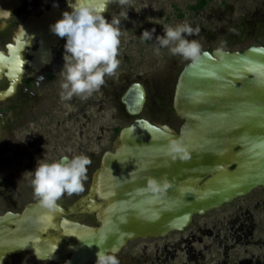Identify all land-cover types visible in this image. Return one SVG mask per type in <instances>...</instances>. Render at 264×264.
I'll list each match as a JSON object with an SVG mask.
<instances>
[{"label":"water","instance_id":"obj_1","mask_svg":"<svg viewBox=\"0 0 264 264\" xmlns=\"http://www.w3.org/2000/svg\"><path fill=\"white\" fill-rule=\"evenodd\" d=\"M87 2L99 8L103 0ZM52 11L47 26L71 9L55 5ZM50 34L37 71L52 61V47L63 39ZM10 48L14 49L10 56L0 52L4 56L0 71L7 70L12 81L0 92L2 100L16 92L26 63L24 44ZM147 99L140 81L122 94L134 119L103 153L88 192L70 207L74 211L80 204L83 211H97L100 224L63 218L68 226L63 234L76 240L63 247L65 254H72L61 264L94 262L98 250L117 253L129 241L183 231L196 216L264 187V45L253 44L243 51L202 50L197 60L189 61L178 76L173 97L183 121L179 130L142 117ZM173 145L180 151H172ZM61 212L69 211L61 206ZM49 213L37 201L22 212L0 214V264L29 249L40 259L49 257L43 237ZM50 258L61 259L54 254Z\"/></svg>","mask_w":264,"mask_h":264},{"label":"rangeland","instance_id":"obj_2","mask_svg":"<svg viewBox=\"0 0 264 264\" xmlns=\"http://www.w3.org/2000/svg\"><path fill=\"white\" fill-rule=\"evenodd\" d=\"M196 2L197 0H131L128 6L111 3L109 10L103 15L109 21L114 17L119 19L122 32L117 57L120 65L113 76H105V83L86 99L73 96L71 100H62V77L59 75L50 84V89L41 94L43 97L39 103L31 108L16 110L3 104L0 118V214L13 206H17V210L24 206L25 203L19 201L13 205L10 195L13 198L18 192L23 196L33 195L29 181L34 170L30 166L26 167L16 152L17 141L22 139L23 132L30 127H34L37 137L44 138L51 146L58 145L59 138H64L65 148L71 152V157L85 155L91 160V164L87 166V178L83 181V191L72 196L65 194L62 198L66 202L86 193L93 170L100 167L103 152L112 148L121 128L134 119L120 103V97L132 81H142L148 89V99L141 116L170 124L179 130L183 121L172 110L173 97L179 73L191 60L173 55L168 48H160L157 54L155 37L164 35L165 25L174 27L186 22L194 29L198 28V34H185V38L196 40L201 45V51L219 47L243 50L251 44H264V28L258 25L260 22L257 20L264 18V0H212L201 10L191 9L189 6ZM257 9H260L259 13H256ZM153 28V39L144 40L141 36L143 31H151ZM56 121H62L60 136L54 133V128H57ZM79 144L81 147L76 149ZM43 153L39 148L28 152L33 158L31 167H36L38 161L44 162ZM52 153L50 150V162L58 160L60 156L53 157ZM236 217L246 223L244 231L251 228L253 222L255 224L249 242L230 248L228 259H255V256L264 252L256 242L264 239V187L220 209L196 216L194 223L182 232H174L166 238L132 242L121 256L127 258L130 264L140 258L139 245L147 244V251L154 255L155 241L159 245L168 242L182 246L178 247L176 261L171 264L186 261L187 244L193 245L196 251L204 254L205 257L200 255V262L215 264L216 259L223 257L224 249L216 246L208 251L206 244L216 242L205 229H213L215 225L221 228L222 234L223 227ZM142 264L150 262L148 260Z\"/></svg>","mask_w":264,"mask_h":264},{"label":"flooded vegetation","instance_id":"obj_3","mask_svg":"<svg viewBox=\"0 0 264 264\" xmlns=\"http://www.w3.org/2000/svg\"><path fill=\"white\" fill-rule=\"evenodd\" d=\"M68 2L69 0H0V52L4 53L7 56H10L11 54H13V50H14L10 48V45H12L13 48H17L20 45L24 44V48L21 50V53L23 55V58L26 60V63L24 65V74L22 75L21 82L17 84L16 92L12 96L7 97L4 100L0 99V118H1L3 104H8L10 107L16 110L17 109L20 110L25 107L31 108V106H34L36 103L38 104L40 98L43 97L41 94L48 91L50 89L51 86L50 84L52 83V81H54L60 75V72L64 64L63 55H64V44L66 43L65 38L61 39L56 46L52 47L51 50L52 61L50 63L45 64L38 71L35 69V66L39 57L44 52L47 43L50 41V36H51L50 25L47 26V24L53 15L52 6L56 5L60 10L66 7L68 5ZM198 2L199 0H197L195 4H197ZM191 6L192 5H190L189 7L191 8ZM259 11L260 9H257L256 13H259ZM59 18H61V16ZM257 20L260 22L258 23V25L264 28V18H259ZM255 45H264V44L256 43ZM219 48H207L204 50L213 51L214 49H219ZM6 71L7 70L3 72L0 71V92L6 90L12 82L11 79L6 75L5 73ZM134 81H139V80H134ZM134 81H132L131 83H133ZM131 83L128 85V87L131 85ZM142 83L145 85L148 93L146 84L144 82ZM120 103L125 108V105L121 101V97H120ZM80 110H82L81 106H80ZM172 110L175 112L173 103H172ZM149 120L152 122H157L155 120H151V119ZM61 122L62 121H56L57 128H54L56 130V132L54 133L57 136H60ZM54 133H52V135H55ZM22 136H23L22 139H20L16 143V152L19 158L23 160L24 165L26 167L30 166L32 170H35L36 167H31L33 158L29 156L28 152H31L34 149H38V148L41 149L44 152L43 153L45 158L44 161L47 162H50L51 159L50 150L53 151L52 153L53 157H55V155L56 156L60 155L61 151H63L62 154L59 156V158L64 155H67L69 156V158H71L70 156L71 152L67 151L65 148L66 140L64 138L63 139L59 138L58 145L51 146L50 143L46 141L44 138L42 139L36 136L34 127H30L28 131L23 132ZM80 147L81 144L76 146V149ZM96 169L97 168H95L93 172ZM0 175H1V168H0ZM92 175H91V180H92ZM91 180H90V184H91ZM89 187L86 193L88 192ZM20 194L21 193L18 192V195L15 198H13V196L11 195L9 196V198L12 199L11 202L13 203V205H16L19 201L20 203H25L24 206L20 210H17L16 208L17 206H13L12 208L6 209L5 211L12 210L15 212H22L23 209L29 203L37 202V200L34 199L33 195L23 196ZM84 194L73 197L70 200V202L64 201L63 198H61L58 201V204H60L65 210L69 211L68 213H64L61 211L55 213H49V217L46 219L44 223V226L46 227V231L43 234V237H45L47 240V243L45 245H47V249H49L48 250L49 257L45 259H40L37 257L36 251L34 249H29L6 257L4 264H61L66 262L67 259L71 257L72 252L65 254L63 251V247L67 245L70 241L76 240V238L70 236L69 234H63L65 232L66 227L68 228L66 222H63V218L69 221L78 222L89 226H98L100 224L97 211H90V210L83 211V207L80 206V204L75 208L74 211H70V207H72L74 203H76ZM96 199L100 200L97 196ZM257 203L259 202L257 201ZM4 212H2L1 214H3ZM246 212L249 211L246 210ZM194 220L191 224L194 223ZM228 223L229 224L227 226L223 227L224 232L222 234H221V228H217L215 225H213L214 227L213 229L212 228L205 229L208 230L209 235H211L213 237V240L216 242V244L214 243L206 244V247H208V251H210L211 247H216V246L222 247L224 249L223 257L216 259L215 264H264V252L261 255L255 256L256 257L255 259H246V261H230L228 259L230 257L228 253L230 248L235 247L237 244L249 242L248 239L250 235L252 236L254 224H255L253 222L252 227L251 228L248 227L246 228V231H244V227L246 223H244V220L240 219V217L233 218ZM175 232H182V231H175ZM170 234L164 237H151L146 239L140 238L133 241H129L119 252L115 253L117 259L119 260V264H129L127 258L122 257L121 253H123V251L130 245V243L137 242L140 240H147V239L166 238ZM193 238H195V234L193 235ZM188 240L189 238L186 241ZM256 242L259 243V246L264 249V239H258ZM135 246L136 245H134V247ZM139 247L141 250V252L139 253L140 258H137L136 260L133 261V263L130 264H142L144 262H147L148 260L150 264H162V263L171 264L174 261H176V258L178 256L177 253L178 247L182 248V246H180L179 243L171 244L168 242H164L163 245H159L155 241L154 255H150L149 252L147 251L148 249L147 244H141L139 245ZM186 251H187L186 252L187 259L181 264H207L200 262L198 260L200 255L202 257L205 256L202 252L196 251L193 245L187 244ZM50 254H54L55 256L57 255L61 259L60 260L51 259ZM84 264H96V261L94 262L87 261Z\"/></svg>","mask_w":264,"mask_h":264},{"label":"clouds","instance_id":"obj_4","mask_svg":"<svg viewBox=\"0 0 264 264\" xmlns=\"http://www.w3.org/2000/svg\"><path fill=\"white\" fill-rule=\"evenodd\" d=\"M128 6L131 0H103L97 8L87 0H69L68 7L62 18L50 25V31L60 38H65L63 68L60 72L61 99L71 100L73 96L86 99L105 83V76H113L120 61L119 46L122 35L120 20H107L103 13L108 4ZM164 35L155 37V48L159 54L160 48H168L173 55H179L187 60L195 61L201 54V45L187 36L198 34L188 23L164 26ZM155 28L142 33L144 40H152ZM4 56L0 53V62ZM172 151L179 152L173 145ZM91 160L85 155H75L69 158L64 155L52 162H37L32 173L30 185L34 199L50 213L61 211L58 201L67 194L72 196L83 191V181L87 178V166ZM113 249L111 253L98 250L96 264H119Z\"/></svg>","mask_w":264,"mask_h":264},{"label":"trees","instance_id":"obj_5","mask_svg":"<svg viewBox=\"0 0 264 264\" xmlns=\"http://www.w3.org/2000/svg\"><path fill=\"white\" fill-rule=\"evenodd\" d=\"M210 0H199V2L195 5H192L191 8L194 10H201L203 9Z\"/></svg>","mask_w":264,"mask_h":264}]
</instances>
